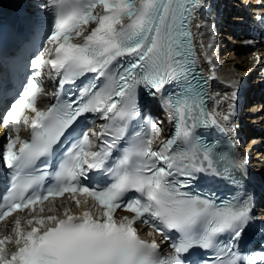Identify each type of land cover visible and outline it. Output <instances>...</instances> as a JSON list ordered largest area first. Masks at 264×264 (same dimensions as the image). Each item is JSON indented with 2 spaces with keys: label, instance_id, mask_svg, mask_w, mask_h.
<instances>
[{
  "label": "snow or ice",
  "instance_id": "obj_1",
  "mask_svg": "<svg viewBox=\"0 0 264 264\" xmlns=\"http://www.w3.org/2000/svg\"><path fill=\"white\" fill-rule=\"evenodd\" d=\"M204 2L41 0L39 7L48 19L37 20L35 26L45 31V43L30 66H50V74L59 78L60 87L75 83L86 73L95 76L93 82L80 88L78 96L46 111L36 107L42 89L33 76L10 105L3 124L10 123L16 135L9 136L0 150V163L11 170L10 187L0 203V222L16 212L35 211L37 204L65 193L71 194L78 207L81 201L77 196H84L85 205L91 199L103 211L100 218L87 210L75 215L67 209L63 218L34 217L27 221L29 225L35 222L30 230L22 228L21 218L16 217L12 228L16 249L9 254L5 244L12 242L11 238L0 239V264H197L184 254L215 247L218 236L224 233L229 234V242L219 248L213 264H264V250H235L254 219L248 202L218 207L185 191L197 172L220 178L227 173L228 179H234L232 172L239 169L242 179L247 165L246 159L237 165L217 156L211 144L196 136L195 130L201 126L219 127L220 119L230 121L237 98L232 92L233 103L220 119L205 108L202 86L193 68L190 31L193 13ZM77 38L81 42H74ZM101 78L102 84L95 82ZM140 84L165 100L169 119L176 121V132L154 149L153 142L162 129L150 122L147 131L134 133L130 146L114 166H109L128 123L141 114L136 93ZM169 86L179 91L169 96ZM26 111L34 115L29 117ZM87 113L106 121L99 125V132L91 134L99 144H94L88 131L76 135L73 129L77 119ZM22 124L30 126V140L21 139ZM62 138L71 139V146L49 172L42 158L46 161L54 156ZM219 161L224 162L223 170ZM38 162L42 167H37ZM94 171L107 172L112 182L104 186L93 183L90 173ZM48 176L55 183L45 190L42 184ZM129 192L140 196L125 200ZM118 208L132 215L117 222L113 217ZM137 221L152 227L162 242L170 245L171 253L161 256L160 243L141 239L134 227ZM172 231L179 234L177 239Z\"/></svg>",
  "mask_w": 264,
  "mask_h": 264
},
{
  "label": "bare ground",
  "instance_id": "obj_2",
  "mask_svg": "<svg viewBox=\"0 0 264 264\" xmlns=\"http://www.w3.org/2000/svg\"><path fill=\"white\" fill-rule=\"evenodd\" d=\"M192 24L196 63L209 81L210 113L218 119L228 114L237 93L235 114L228 122L220 119V126L236 145L238 163L247 160L245 174L257 189L264 221V0H205ZM150 108L165 130L167 112L155 103Z\"/></svg>",
  "mask_w": 264,
  "mask_h": 264
},
{
  "label": "water",
  "instance_id": "obj_3",
  "mask_svg": "<svg viewBox=\"0 0 264 264\" xmlns=\"http://www.w3.org/2000/svg\"><path fill=\"white\" fill-rule=\"evenodd\" d=\"M16 6H14V4H10V2H5L3 0H0V21L7 16L8 14H10L12 12V10L15 8ZM201 84V80L197 79Z\"/></svg>",
  "mask_w": 264,
  "mask_h": 264
}]
</instances>
